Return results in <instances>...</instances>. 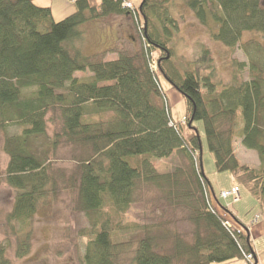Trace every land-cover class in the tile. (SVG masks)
<instances>
[{"label": "trees", "instance_id": "obj_1", "mask_svg": "<svg viewBox=\"0 0 264 264\" xmlns=\"http://www.w3.org/2000/svg\"><path fill=\"white\" fill-rule=\"evenodd\" d=\"M175 1L142 0L133 9L124 0H75L77 10L55 21L36 0H0V133L9 156L3 179L15 190L8 217L23 224L21 250L30 245L38 205L68 193L74 210L92 221L86 264H125L130 254L129 264H226L256 255L248 225L220 203L204 172L195 122L204 123L217 171L230 172L264 208L263 0H182L213 39L245 50L248 61L235 63L249 77L234 74L229 83L214 81L207 48L194 61L181 59L180 67L172 51ZM113 14L139 17L142 49L111 60L84 54L81 27ZM246 31L261 39L243 41ZM161 75L184 97L183 121L172 118ZM49 120L60 126L45 145ZM235 138L258 153L259 166L239 160ZM64 144L75 151L70 168L54 161ZM171 156L172 168L158 171L155 160ZM145 186L167 208L186 213L190 239L172 227L173 219L125 218ZM0 264H11L1 246Z\"/></svg>", "mask_w": 264, "mask_h": 264}, {"label": "rangeland", "instance_id": "obj_2", "mask_svg": "<svg viewBox=\"0 0 264 264\" xmlns=\"http://www.w3.org/2000/svg\"><path fill=\"white\" fill-rule=\"evenodd\" d=\"M142 0H127L133 6H139ZM37 4L49 7L52 10L55 21H60L77 10L75 0H36ZM264 4V0H263ZM171 15L177 20L176 36L172 51L175 59L194 61L203 48L211 52L215 66L214 81L216 83L232 82L238 74V79H247L249 71L246 67L242 71L236 62H247L248 57L241 47L230 48L223 42L213 39L208 29L199 21L194 12L182 1L176 0L171 6ZM141 22L139 17H126L113 14L84 24L83 37L77 43L86 55L100 53L104 60L116 59L122 52L133 53L142 49L143 39ZM261 39L260 34L246 31L243 41ZM160 55L153 51L152 65L157 69L156 60ZM89 72H77L75 75L84 77ZM160 81L166 94V100L170 107L172 118L175 121H183L186 113V102L182 94L177 91L168 80L161 75ZM199 133L202 137L203 151L202 163L206 176L213 185V189L222 205H228L234 213L247 225H251L258 217L264 220V208H261L257 200L242 187L239 191V199L235 201L234 194L222 198V191H229L237 184L230 172H218L215 166L214 155L211 152L205 135L203 121H196ZM60 126L59 122L49 120L48 133L41 138L46 145ZM15 131L14 127L10 128ZM38 141V144H42ZM235 152L242 163L251 166H259L260 158L256 151L246 148L240 138H235ZM75 151L70 145H62L56 157L55 164L70 168L73 165ZM9 162V156L4 150V135L0 133V246L5 248V254L11 264H86L84 261L86 233L92 228V221L82 212L74 210L71 203V195L62 194L57 200L39 204L33 214L30 245L27 250H21L20 239L24 234L23 224L19 221L9 220V214L13 212L15 205V190L6 183L3 176ZM177 162L175 156L155 160L158 171L165 172ZM231 210V211H232ZM232 211V212H233ZM257 217V218H256ZM129 221L137 223H155L160 220H175L172 227H176L187 239L193 225L186 220V213L182 210L173 211L166 207L160 193L151 187H143L138 195V200L125 216ZM28 228V226H27ZM26 228V229H27ZM25 229V230H26ZM129 234H123L119 238L126 239ZM260 247L264 246V239L260 240ZM125 259L129 264L130 257ZM256 257V255H254ZM237 263V262H236ZM257 263V262H256ZM229 264V263H227ZM237 264H248L243 259Z\"/></svg>", "mask_w": 264, "mask_h": 264}, {"label": "crops", "instance_id": "obj_3", "mask_svg": "<svg viewBox=\"0 0 264 264\" xmlns=\"http://www.w3.org/2000/svg\"><path fill=\"white\" fill-rule=\"evenodd\" d=\"M126 17H128V16H126ZM236 215L238 216L237 213H236ZM248 227H249V233L251 235V238L253 240L254 247H255L256 262L258 264H264V246L260 247V244H259L260 240L264 239V220L262 221L261 218L258 217L255 221H253V223L251 225H248ZM242 261H243V259L235 260V261L229 262V264H237V263H240ZM245 261H247V260H245ZM248 264H250V263L248 262Z\"/></svg>", "mask_w": 264, "mask_h": 264}, {"label": "built area", "instance_id": "obj_4", "mask_svg": "<svg viewBox=\"0 0 264 264\" xmlns=\"http://www.w3.org/2000/svg\"><path fill=\"white\" fill-rule=\"evenodd\" d=\"M126 2H127V0H124V5H125L126 7H128V8H133V6H132V4H131L130 2H128V3H126ZM239 191H240V190H239L238 186H234V187L231 188V190H229V191H222V192H221V196H222V198L225 199V197L234 194V195L236 196V197H234V198H235V201H238V199H239ZM226 225H228V226L230 227V226L232 225L231 221H230V220L226 221ZM244 258H245V260H247L250 264H258V263H256V259H255V256H254L253 253H245V254H244Z\"/></svg>", "mask_w": 264, "mask_h": 264}]
</instances>
